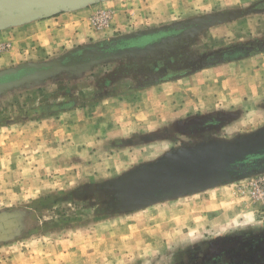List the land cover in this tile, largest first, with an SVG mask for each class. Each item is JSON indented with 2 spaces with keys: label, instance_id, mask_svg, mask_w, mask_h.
I'll use <instances>...</instances> for the list:
<instances>
[{
  "label": "rangeland",
  "instance_id": "374dc122",
  "mask_svg": "<svg viewBox=\"0 0 264 264\" xmlns=\"http://www.w3.org/2000/svg\"><path fill=\"white\" fill-rule=\"evenodd\" d=\"M263 0H103L0 29V71ZM264 42V12L193 36L192 59ZM145 56L0 93V264H198L225 238L264 234L252 176L143 207L130 178L167 155L232 148L264 130V54L156 83ZM139 65V68L136 67Z\"/></svg>",
  "mask_w": 264,
  "mask_h": 264
},
{
  "label": "water",
  "instance_id": "95a60500",
  "mask_svg": "<svg viewBox=\"0 0 264 264\" xmlns=\"http://www.w3.org/2000/svg\"><path fill=\"white\" fill-rule=\"evenodd\" d=\"M99 1L103 0H0V29L25 23L35 17L54 14L59 10L75 11ZM259 12H264V0L255 3L245 12L228 11L205 15L159 29L82 46L55 61L41 64H23L13 69L3 70L0 71V93L30 82L44 80L70 69L89 67L101 62L142 54L157 45L156 43L147 45L144 48H124L110 51L111 47L114 48L118 43L125 40L152 35L169 29H186L177 37L194 36L215 25L236 20L245 14ZM166 41H169V39L161 42ZM234 52L244 54L264 53V42L238 45L225 51L214 52L202 57L203 63L199 68L210 66L220 61L222 55ZM239 58L228 60H238ZM263 149L264 130L232 148L209 145L189 152H177L167 155L156 163L144 167L130 178L121 194L120 204L123 207L149 206L224 184L234 177L236 179L244 178L239 173L228 174V168L234 163L243 161L247 156L259 154Z\"/></svg>",
  "mask_w": 264,
  "mask_h": 264
},
{
  "label": "flooded vegetation",
  "instance_id": "af4514ba",
  "mask_svg": "<svg viewBox=\"0 0 264 264\" xmlns=\"http://www.w3.org/2000/svg\"><path fill=\"white\" fill-rule=\"evenodd\" d=\"M184 30L186 29H169L152 35L125 40L118 43L116 47H111L110 51L124 48H144L147 45L157 43V45L148 52L128 56H145L141 59L140 68L144 73L150 76L152 81L156 83L177 80L179 78L195 74L199 70L207 67H217L233 62H240L251 56L264 54L263 52L251 54L234 52L224 54L222 55L220 61H217L210 66H205V68H199L203 63L202 57H206L212 53H202L198 59H192L189 52L186 50V45L193 36L185 35L177 37ZM165 39H169V41L162 43L161 41ZM233 47L235 46L218 50V52L225 51ZM230 58L239 59L228 60ZM136 67L139 68V65H136ZM259 172H264V149L260 151L259 154L247 156L243 161L234 163L228 168V174L239 173L240 176L244 178L255 175ZM235 179L236 178L234 177L231 181ZM197 260L198 264H264V234L246 237L242 240V242L232 238H225L215 243L211 251L207 252L205 255L202 254V256H199Z\"/></svg>",
  "mask_w": 264,
  "mask_h": 264
},
{
  "label": "built area",
  "instance_id": "2783aa9c",
  "mask_svg": "<svg viewBox=\"0 0 264 264\" xmlns=\"http://www.w3.org/2000/svg\"><path fill=\"white\" fill-rule=\"evenodd\" d=\"M252 177L251 189L258 205V215L264 218V172H259Z\"/></svg>",
  "mask_w": 264,
  "mask_h": 264
},
{
  "label": "crops",
  "instance_id": "0c3cea01",
  "mask_svg": "<svg viewBox=\"0 0 264 264\" xmlns=\"http://www.w3.org/2000/svg\"><path fill=\"white\" fill-rule=\"evenodd\" d=\"M252 57V56H251ZM250 58V57H249ZM248 59V58H247ZM246 60V59H245ZM242 61H244V60H242ZM241 62V61H240ZM233 63H235V62H233Z\"/></svg>",
  "mask_w": 264,
  "mask_h": 264
}]
</instances>
